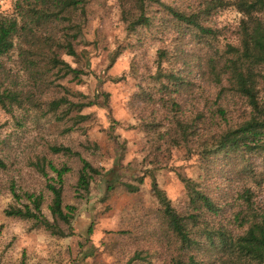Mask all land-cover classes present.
I'll use <instances>...</instances> for the list:
<instances>
[{"label": "rangeland", "instance_id": "rangeland-1", "mask_svg": "<svg viewBox=\"0 0 264 264\" xmlns=\"http://www.w3.org/2000/svg\"><path fill=\"white\" fill-rule=\"evenodd\" d=\"M15 2L0 0V13H11ZM86 10L83 39L76 45L80 57L62 53L73 67L83 70L82 79L60 80L81 94L69 98L91 102L80 111L86 119L61 120L60 114L45 109L9 114L0 105V264H171L173 248L161 239L164 222L153 192L154 179L179 210L186 202L179 172L203 185L217 184L213 190L220 186V201L226 199L234 207L246 182L226 181L218 175L210 181L204 174L205 150L250 113L245 99L226 80L220 83L207 67L198 68L207 49L195 44L190 35L180 38L184 47L178 45L176 35L146 36L136 42L127 34L118 0H88ZM241 18L234 7L211 16V26L220 31V49L238 43ZM176 48L188 52L191 84L177 93L172 92V84L164 92L155 81L160 70L158 54L167 51L161 65L164 71L177 67L183 71L182 59L172 60ZM66 94L57 88L42 99ZM262 94L264 98V86ZM192 120L198 130L182 135L180 125ZM53 146L71 148L101 171L93 176L89 190L78 185L81 157L56 152ZM50 162L68 168L63 175L64 205L75 210L70 224L59 220L67 232L64 236L36 226L33 219L5 213L10 207L30 204L27 193L42 194V211L53 220L48 184L56 182V173ZM112 169L118 180L110 188ZM127 184L138 189L132 191ZM256 202L264 209V191L257 193Z\"/></svg>", "mask_w": 264, "mask_h": 264}, {"label": "trees", "instance_id": "trees-1", "mask_svg": "<svg viewBox=\"0 0 264 264\" xmlns=\"http://www.w3.org/2000/svg\"><path fill=\"white\" fill-rule=\"evenodd\" d=\"M118 1L128 36L141 43L146 36L176 35L178 45L184 47L180 38L190 35L195 44L207 49L198 68L207 67L219 77L220 83L226 80L250 108L248 118L222 133L214 146L203 152L204 174L210 181L217 175L226 181L246 180L236 207L226 199L220 201V186L213 190L217 184L208 181L203 185L179 172L186 195L185 206L179 210L154 179L153 192L161 205L164 222L161 239L173 248L171 264H264V209L256 202L257 193L264 191V0ZM87 4L88 0H16L11 13H0V105L9 114L45 109L53 115L60 114L61 120L86 119L80 111L91 102L69 98L70 94L80 93L73 92L60 80L68 76L82 79L83 70L73 67L62 53L80 57L76 45L83 39ZM228 7L242 14L239 38L236 45L226 44L220 49L217 44L220 31L211 26L210 19L219 9ZM187 53L184 49L173 50L172 60L182 59L183 71L177 66L164 71L161 65L168 54L165 50L159 52L160 70L155 81L161 84L162 91H170L173 84L172 92L177 93L191 84L188 76L193 68L186 64ZM57 88L68 94L49 101L42 99L43 94ZM197 130L196 120L180 125L182 135ZM52 149L80 156L66 146ZM80 157L83 165L78 185L89 190L93 176L101 171ZM49 166L56 173V182L48 184L53 193L49 207L53 220L42 211V194L27 193L30 204L10 207L5 213L33 219L36 226L64 236L67 232L59 220L70 224L75 210L74 206L64 205L63 175L68 168H58L51 162ZM42 171L48 175L45 168ZM109 173L113 175L109 180L112 188L118 178L114 169ZM127 185L132 191L138 189ZM12 191L17 196L15 188Z\"/></svg>", "mask_w": 264, "mask_h": 264}]
</instances>
